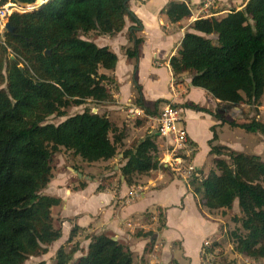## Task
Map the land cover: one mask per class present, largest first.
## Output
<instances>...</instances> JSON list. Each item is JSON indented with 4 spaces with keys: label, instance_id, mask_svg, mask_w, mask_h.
<instances>
[{
    "label": "trees",
    "instance_id": "16d2710c",
    "mask_svg": "<svg viewBox=\"0 0 264 264\" xmlns=\"http://www.w3.org/2000/svg\"><path fill=\"white\" fill-rule=\"evenodd\" d=\"M129 1L50 0L39 10L13 12L8 18L14 31L0 36V84H7L0 90V264H26L47 254L48 247L61 239L62 230L52 216L61 200L43 193L53 178L52 158L61 148L92 164L114 159L124 147L125 130L106 115L89 108L73 116L67 111L88 101H113L112 80L101 70L114 71L118 57L108 47L82 37L91 32L115 36L125 28L126 18L139 29ZM8 3L0 0V7ZM164 13L176 24L189 18L192 10L185 2L171 1ZM193 30L198 34L187 33L170 61L174 77L190 74L193 87L204 89L217 101L258 108L264 98V0H244L242 9H230L222 18H199ZM142 41L137 38L134 48L126 51L129 58H138ZM138 103L144 107L141 100ZM186 107L264 136V123L257 117L239 124L197 105ZM52 117L66 119L53 124ZM156 139L149 136L123 153L127 163L121 172L129 186L135 185L137 176L163 169ZM217 140L214 130L210 147L211 155L217 156L216 168L203 178L195 171L189 185L209 211L229 210L238 202L242 217L233 221L241 228L229 235L233 251L264 259V160L214 146ZM146 217L151 218L150 213ZM157 217L159 223L163 221L162 230V210ZM79 231L72 229L68 243ZM219 245L213 244L208 252ZM79 251L78 245L69 251L61 247L54 264H134L132 252L107 235L93 236L88 251L75 258Z\"/></svg>",
    "mask_w": 264,
    "mask_h": 264
},
{
    "label": "crops",
    "instance_id": "0c3cea01",
    "mask_svg": "<svg viewBox=\"0 0 264 264\" xmlns=\"http://www.w3.org/2000/svg\"><path fill=\"white\" fill-rule=\"evenodd\" d=\"M171 1L185 2L194 8L199 3V0H130V12L140 22L139 29H136V23L126 18L125 28L115 36L91 32L82 37L99 47H108L118 57L114 71L101 70L112 80L109 89L113 96V101L102 103L107 104V110L112 115H103L117 128L125 130L126 139L124 147L114 159L87 164L113 167L111 173L106 171L100 179L88 178L74 166L67 168L72 172L69 176L58 169L59 180L53 172V178L43 193L61 200V204L52 209L55 226L57 222L56 227L62 230L61 239L50 247L56 253L61 247L80 242L79 258L88 251L93 236L107 235L132 252L134 264H173L174 261L181 264H205L204 243L214 240V243L221 245L227 237L221 234L225 222L218 214H212L218 211H209L199 204L189 183L176 171L173 148L156 133V123L149 118L156 116L165 104L176 105L182 111V126L187 131L190 144L186 155L189 161L183 159L185 155L179 154V159L185 162L182 167L192 165L196 172H200L201 178L207 177L216 168L217 156L211 155L210 141L214 138V130L217 134V128H223L227 123L218 121L212 114L188 109L186 105H197L215 114L214 105L221 102L204 89L193 87L190 74L174 77L170 66L185 35L198 34L193 30V25L199 17L192 11L189 18L176 24L171 23L164 13ZM216 3L218 6L212 11L214 17L222 18L230 9H242L244 0H216ZM137 38L143 40L139 46V56L131 59L126 51L134 48ZM138 100H141L145 108ZM159 101L163 103L155 106ZM147 108L153 113H148ZM131 109L142 110L145 115L133 116L130 114ZM235 109L241 111L240 106ZM134 119L137 121L135 125ZM151 135L157 137L158 155H162L163 169L148 176H137L135 185L129 186L121 172L127 163L123 153ZM223 143L222 146L231 150L250 154L242 150V145H238V150L228 142ZM61 164L64 166L66 162L61 160ZM103 178L111 183L104 184ZM158 210H162L165 216V227L162 230L155 228ZM148 213L151 218L146 217ZM75 227L80 228V231L72 243H68ZM146 233L152 235L138 236ZM224 233H227L225 227ZM230 254L229 259H242L241 255ZM215 255V261L210 264H220L222 257Z\"/></svg>",
    "mask_w": 264,
    "mask_h": 264
},
{
    "label": "rangeland",
    "instance_id": "374dc122",
    "mask_svg": "<svg viewBox=\"0 0 264 264\" xmlns=\"http://www.w3.org/2000/svg\"><path fill=\"white\" fill-rule=\"evenodd\" d=\"M9 3L6 4L3 7H0V36L1 38H3L4 34L6 33L5 30V24L8 22V18L9 16H11V14L13 12H19V13H25L26 10H24V8L21 7H16L18 10H11L10 13H7V9L8 6H14L11 5L13 4V2H11V0H8ZM200 0L199 3L195 6V8L193 6H190L192 11L196 14H199V10H200ZM218 6V4H217ZM216 6V7H217ZM220 8V7H219ZM31 9V8H30ZM225 10H227L225 8ZM4 76H5V72H3ZM7 88V84H0V90L2 89H6ZM216 100V99H215ZM107 104H96L94 102L88 101V103L86 105H83L81 107H72L70 108L67 113L68 116H73L79 113H82L84 110H86L87 108L91 109V111L95 114H110V110H107ZM241 108V111H237L235 109L236 106L233 105H228L225 103H220L218 105H214V111H216L218 114H223L225 115V117L229 120H234L235 122H248L253 118H258L260 119V121H262L264 123V98L261 101V105L257 108L254 106H249L247 104H240L238 105ZM112 115V113L110 114ZM261 117V118H259ZM66 118H56V117H52L50 118L49 122L53 123V124H59L61 122H63ZM133 124H137V121L134 119ZM178 127L182 128V124L178 123ZM152 128L150 127L149 130H151ZM217 135H218V140L216 141V145L214 146H222L225 143L223 142H228L232 145H234L238 150V145H242L244 149L242 150H246L248 153H250L251 155H255L257 154L258 156H260L263 160H264V136H262L259 133H249L243 129L237 128V127H233L230 126L229 124H225L224 127L222 128L221 126H219L217 128ZM223 141V142H222ZM222 142V143H221ZM179 155V154H178ZM159 161L161 163H163V159H162V155H158ZM61 160H64L66 162V164L63 166L61 164ZM88 163L82 161L80 158H77L73 155L72 152L65 150L64 148H61L60 151L55 154L52 158V162H51V166L55 175V178H57V180H59L60 178H58L60 176V173H58V169L60 170V172L64 175H68L69 173L71 174L72 172H69V170H67L68 167H76L78 170L80 169L83 173L84 176L90 178H98L100 179L102 176H104L105 172L108 171V173H111L113 171V167L111 165L105 166L103 164L100 165H87ZM72 176H74L72 174ZM62 178V177H61ZM114 178V177H113ZM103 182H105L104 184H108L111 182H108V179L103 178ZM208 210V209H207ZM222 212H225L224 215H222ZM228 212V213H227ZM214 216H216L218 214L219 217H221L222 221L225 222V225H222V230H221V234L223 236H227L226 239H224L221 243V245H219V249L218 251L215 250L213 253H211L208 256L204 257V262L205 264H210L211 262H214V258L216 257L215 254L219 255L220 257H222V260H220V264H264V259H252L249 258L247 256L241 255L242 259H229V256L231 255L230 253L237 255V253H235L234 251H232L231 249H233V244L229 241V235L232 231H234L237 228H241V224H236L233 221V218L235 217H242L240 209L238 207V204L236 203L232 209H227V211H218L217 213H213ZM158 216V214H156V217ZM226 217V218H225ZM154 222V220H153ZM163 222V221H162ZM162 222L159 223V219L157 217L155 223V228L159 229L160 226L162 225ZM56 226H58L57 222H56ZM224 227L227 231V233H224ZM208 242H210L209 244L211 246H213V244H215L212 241L207 240ZM80 247V242L78 243H74L73 245H66V249L69 251L71 248H74L76 246ZM210 245L209 248H205L203 249V255L204 253L208 254V250L210 249ZM52 246H49L48 248V253L41 255L39 257H32L29 259V261L26 262V264H33V263H38L41 261H45L46 264H54L55 263V257H56V251L52 248H50ZM219 252V253H217ZM215 253V254H214ZM80 252H78L75 256V258H77L79 256ZM229 254V255H228ZM206 258V259H205ZM240 258V256H239ZM212 260V261H211ZM240 261V262H238Z\"/></svg>",
    "mask_w": 264,
    "mask_h": 264
},
{
    "label": "built area",
    "instance_id": "2783aa9c",
    "mask_svg": "<svg viewBox=\"0 0 264 264\" xmlns=\"http://www.w3.org/2000/svg\"><path fill=\"white\" fill-rule=\"evenodd\" d=\"M200 12L198 14L199 18H210L214 17L215 14L211 11V9L216 8L217 3L216 0H200ZM192 10V9H191ZM11 11L7 9V13ZM130 114L137 117H142L145 114L141 110L131 109ZM156 123V133L159 134L160 137L164 138L169 142V145L173 148V153L176 156L175 164L177 166V170L181 177L189 183L190 178L195 172V168L192 165L187 167H182L185 162L180 160V155H187L189 152L190 144L188 139V134L186 129L179 128L178 123L182 124V111L174 104H165L162 109L158 112V114L154 117H149ZM183 152V153H182ZM180 154V155H178ZM163 164V163H161ZM210 242L206 241L204 243L205 248H209ZM204 248V249H205ZM211 248V245H210ZM208 254L204 253V257L208 256ZM206 259V258H205Z\"/></svg>",
    "mask_w": 264,
    "mask_h": 264
},
{
    "label": "water",
    "instance_id": "95a60500",
    "mask_svg": "<svg viewBox=\"0 0 264 264\" xmlns=\"http://www.w3.org/2000/svg\"><path fill=\"white\" fill-rule=\"evenodd\" d=\"M13 1V4L11 5H14L15 7H21V8H24V10H26L25 12H31V11H35V10H39L41 8H43L46 4H48V2L50 0H36V2L34 4H31V5H28L26 3H22L20 2L19 0H12ZM40 3H43L42 5H39L37 8H31L29 9L31 6H34L36 4H40ZM10 11L11 10H14L12 9L11 7L8 8ZM5 30H6V33H12L14 31L13 27H11V24L9 23V20L8 22L5 24ZM48 55H50V51L47 52ZM159 135V134H158ZM152 136V135H151ZM149 137V136H148ZM113 240H116L115 238H112Z\"/></svg>",
    "mask_w": 264,
    "mask_h": 264
},
{
    "label": "bare ground",
    "instance_id": "6f19581e",
    "mask_svg": "<svg viewBox=\"0 0 264 264\" xmlns=\"http://www.w3.org/2000/svg\"><path fill=\"white\" fill-rule=\"evenodd\" d=\"M43 3H40V4H36V5H34V6H31L30 8H37L39 5H42ZM8 8H10V6H8ZM11 8H16L15 6H11ZM29 8V9H30ZM17 9V8H16Z\"/></svg>",
    "mask_w": 264,
    "mask_h": 264
}]
</instances>
